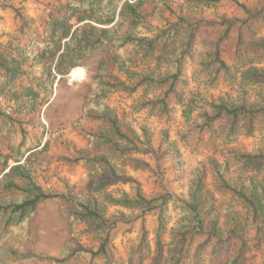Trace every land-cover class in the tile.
Masks as SVG:
<instances>
[{
	"label": "rangeland",
	"instance_id": "1",
	"mask_svg": "<svg viewBox=\"0 0 264 264\" xmlns=\"http://www.w3.org/2000/svg\"><path fill=\"white\" fill-rule=\"evenodd\" d=\"M73 1L0 0V5L10 4L19 8L36 32L32 36L22 34V21L13 9L0 8V43L7 45V48L0 47V50L7 51L11 57L15 54L14 64L19 66L12 79L3 77L4 72L0 70V177L8 171L9 166L16 164H20L27 174L26 177L15 176L25 190L0 189V199L17 201L32 197L33 193L29 191L32 182L38 183L46 192H71L73 196L91 202L96 198L91 185L97 178H103L102 170L93 162L73 164L67 158L105 155V144L88 133L102 134L109 125L105 119L89 115L96 113L89 111L87 106L96 81L101 78L105 80L106 77L120 79L129 86L128 89L120 87L106 95L122 129L129 134H133L132 130L141 133L140 124L146 122L152 142L160 151L161 157L155 160L133 153L120 160L119 166L144 182L147 194L166 190L172 193L174 199L167 211L164 234L166 245L172 241V234L188 223L185 213L177 209L181 204L179 200H192L191 194L201 177L204 188L200 192L199 218L204 221V226L211 227L216 223L226 232L236 222L247 218L248 209L242 203L236 202L229 193L216 190L212 162L217 160L222 163L225 160L222 152L229 147H245L250 151L264 148V129L252 136H241L237 143L224 145L220 137L199 132L197 124L203 119L198 116L197 108L210 110V103L219 97L239 94L242 71L254 65L264 68V63L250 64L247 57H235V41H227L224 58L231 67L232 76L221 74L215 85L211 86L199 73V62L210 47L206 41L216 38L222 27L207 26L210 32L196 36L193 56L184 63L175 91L169 95L168 113L141 108L144 100L161 94L167 85L154 88L145 85L149 81L146 79L144 84L135 86L141 76L159 77L175 71L172 48L177 46V52L182 50L178 45L188 35L185 22L196 23L202 19L210 23L219 22L222 18L243 17V11L231 1L207 5L193 0H136L133 4L141 17L135 20L130 15H124L119 34L154 37L161 29L167 28L169 31L165 40L153 54L145 55L140 48L135 49L134 44H129L124 61L113 45L94 47L81 56L78 64L67 74L60 75L55 68L54 53L41 56L35 38L42 39L52 19L63 16H67V24L75 25L74 28L85 22L95 27H110L119 22V12L124 2L120 0L112 12L104 6L77 11ZM241 1L254 6L260 0ZM258 29L259 34L264 35V26ZM77 67L83 68L85 75L81 80L72 81L69 75ZM190 100L192 110L187 104ZM5 156H8L7 166ZM20 157L21 161H17ZM141 157L150 161L151 166L136 168V160ZM255 179L262 181V175ZM112 189L130 191V185L119 183ZM65 208L67 205L64 202L56 200H46L34 209L29 208L28 223L18 231H4V221L0 217V232L4 234L0 238V264H89L86 255L70 256L68 246L80 243L96 248L98 239L86 224L73 226L64 212ZM116 208H111V212ZM147 225L152 252L144 250L141 262L138 254L134 255L132 264L153 262L156 249V221L153 216H147ZM125 228L118 231L114 238L115 262L110 264H128L130 254L139 243V222L130 231ZM246 236L247 246L240 264H264V236L256 226H247ZM202 239L194 243L192 252ZM236 242L219 260L210 259V253L205 252L203 261L197 263L192 258L187 264H224L238 248L239 239ZM51 258H57V261ZM93 264H104V260L97 259Z\"/></svg>",
	"mask_w": 264,
	"mask_h": 264
},
{
	"label": "trees",
	"instance_id": "2",
	"mask_svg": "<svg viewBox=\"0 0 264 264\" xmlns=\"http://www.w3.org/2000/svg\"><path fill=\"white\" fill-rule=\"evenodd\" d=\"M120 0H75L73 6L77 11H87L104 6L108 11L116 10L114 7ZM136 0H124L119 12V22L110 27L91 26L85 22L79 26L67 24V16L53 18L46 29L43 38H35L39 47L40 55L46 56L53 52L56 56L57 73L65 75L69 70L78 64V59L94 47L113 45L120 57L126 58V48L134 44L135 49L140 48L145 55H151L160 47L165 40L167 28L161 29L154 37H139L133 34H119L120 24L124 15H130L137 20L141 17L137 7L133 4ZM207 5H216L225 1L236 4L244 13L243 17L222 18L219 22H207L200 20L196 23L185 22L188 35L179 47H173L172 52L175 71L169 75L159 77L141 76V80L135 85H152L157 88L159 85H167L161 94L148 98L141 103V108L168 113L169 95L175 91V85L179 81L184 63L193 56V43L196 36L201 33H208L207 26H221L218 35L206 43L209 49L202 54L199 62V73L204 75L205 81L211 86L221 74L231 75V67L224 58L225 44L227 41H235V57L243 59L247 57L250 64L264 63V35L259 34V27L264 26V0L256 5L249 6L241 0H193ZM0 8H11L22 21L20 31L27 35L35 34L29 20L21 13L19 8L10 4H1ZM83 18V17H81ZM84 19V18H83ZM82 19V20H83ZM111 20V19H110ZM90 26V27H89ZM88 27L90 28L88 30ZM100 32L94 34V32ZM36 35V34H35ZM93 38L95 40L93 41ZM0 47L7 48L6 44L0 43ZM15 54L11 57L8 52L0 50V70L4 72L3 77L14 78L19 66L14 64ZM26 59V58H25ZM29 59V58H27ZM128 89V85L120 79L114 78L99 79L96 81L95 89L90 93V100L87 109L96 114H89L98 119H105L109 125L105 132L99 135L88 133L92 138L98 139L107 148L105 155L90 158L79 156L67 161L75 163L93 162L97 168L102 170L103 178H97L91 185L94 192L92 202L75 197L71 192L54 193L44 191L36 182H32V197L17 201L0 199V217L4 221V231L14 229L21 230V227L28 223V209L36 208L46 200H56L67 205L64 212L73 224H86L90 232L95 233L98 245L86 247L80 243L76 246L69 245L70 256L86 255L89 264L97 259H103L104 264L115 262L114 260V238L121 229L132 230L135 223L140 224V240L135 251L130 254L128 264H132V258L138 254L141 262L143 251L152 252L150 244V229L147 225V216H153L156 221L154 233L156 235V249L152 264H187L193 258L197 263L205 259V252L210 253L209 258L219 260L223 254L228 252L236 239H239L238 248L231 254L224 264H240L244 258L248 238L246 236L247 226H256L264 236V148L258 147L255 151L237 147H229L223 150L225 160L220 163L217 160L212 162V174L215 180V188L221 192L229 193L237 202L242 203L247 209L249 216L234 224L233 228L223 231L217 224L211 227L204 226L200 216V192L203 191V177L199 178L194 192L191 194V201H181L177 208L179 212L185 213L188 223L181 226L172 234V241L166 245L164 234L167 225V211L171 201L174 199L171 192H158L147 194L144 182L134 177L119 166V161L133 153L142 156H150L157 159L159 149L155 148L148 124H140L141 133L132 130L133 134L124 131L114 112L111 104L107 102V94L118 88ZM135 88V87H134ZM161 90V88H160ZM236 96L225 94L210 103V110L198 109V116L202 122L197 124L199 132H207L211 137H220L224 145L237 143L241 136H252L257 131L264 129V68L255 65L244 69L241 74V82L238 86ZM193 105L192 100L188 103ZM193 108L191 107V110ZM189 111L187 112L188 115ZM1 155V153H0ZM23 157V154L22 156ZM21 157L17 161H21ZM1 159V156H0ZM8 156H5L6 166ZM151 163L146 158L136 160V168L150 167ZM5 168V167H4ZM5 170V169H4ZM26 177L20 164L9 166L0 177V189L25 190L15 179V176ZM262 175V181L255 178ZM125 183L130 185V191L114 190L112 186ZM27 191V190H26ZM117 207L114 212L111 208ZM1 229V228H0ZM0 232V238L3 237ZM203 238L191 251L194 243ZM57 261V258H51Z\"/></svg>",
	"mask_w": 264,
	"mask_h": 264
},
{
	"label": "bare ground",
	"instance_id": "3",
	"mask_svg": "<svg viewBox=\"0 0 264 264\" xmlns=\"http://www.w3.org/2000/svg\"><path fill=\"white\" fill-rule=\"evenodd\" d=\"M84 75H85L84 69L77 67L71 71L69 76L71 80H76V79L81 80L84 77Z\"/></svg>",
	"mask_w": 264,
	"mask_h": 264
},
{
	"label": "water",
	"instance_id": "4",
	"mask_svg": "<svg viewBox=\"0 0 264 264\" xmlns=\"http://www.w3.org/2000/svg\"><path fill=\"white\" fill-rule=\"evenodd\" d=\"M73 81V80H72Z\"/></svg>",
	"mask_w": 264,
	"mask_h": 264
}]
</instances>
